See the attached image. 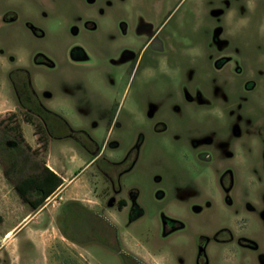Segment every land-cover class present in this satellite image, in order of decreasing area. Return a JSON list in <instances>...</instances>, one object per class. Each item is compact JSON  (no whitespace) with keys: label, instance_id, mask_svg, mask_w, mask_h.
Returning <instances> with one entry per match:
<instances>
[{"label":"rangeland","instance_id":"1","mask_svg":"<svg viewBox=\"0 0 264 264\" xmlns=\"http://www.w3.org/2000/svg\"><path fill=\"white\" fill-rule=\"evenodd\" d=\"M160 25L157 41L172 34L177 43L162 66L153 61L151 48L141 50ZM76 46L86 60L72 59ZM19 68L28 71L26 80L41 104L69 124L55 131L48 126L49 132L67 136L50 141L48 158L71 172L83 166L71 157V147L87 162L96 147L102 153L78 174L79 181L91 176L92 210L85 214L80 204L81 209L71 210L67 202L64 213L53 219L79 249L55 246L50 264H129L122 252L136 241L124 231V218L105 209L108 197L125 195L128 185L138 190L147 211L132 232L153 248L159 241L168 253L147 254L148 264H189L190 228L219 226L234 235L220 247L222 264H263L264 0H0V107L8 101L17 106L0 114V121L5 119L0 122V179L7 194L14 190L11 179L44 161L41 120L20 105L13 87L23 86ZM138 108L142 114L130 118L128 112ZM27 115L43 147L38 154L18 138L19 121ZM7 121L16 123V131L7 130ZM22 128L32 140L31 125L22 123ZM237 132L242 162L230 193L234 204L228 206L217 182L220 171L198 161V153L209 150L202 140L228 142ZM111 142L118 146L112 148ZM126 154L131 170L125 174ZM158 192L163 193L160 200ZM197 207L202 211L196 214ZM28 208L12 198L0 205V264H48L36 244L13 240ZM159 210L179 217L184 229L160 240L154 228ZM111 220L125 243L122 252L112 242ZM239 235L252 239L258 251L243 249L241 255Z\"/></svg>","mask_w":264,"mask_h":264},{"label":"flooded vegetation","instance_id":"2","mask_svg":"<svg viewBox=\"0 0 264 264\" xmlns=\"http://www.w3.org/2000/svg\"><path fill=\"white\" fill-rule=\"evenodd\" d=\"M90 1L92 2L93 0ZM162 26L163 25H160L154 32L150 34V36L144 41L141 49L142 51H146L151 48V51L153 52V61L159 66L165 64L168 55L177 50V43L174 41L172 34H170V36L169 34H163L160 41H157V36L161 33ZM72 50L71 57L74 61H83L88 58L82 47L76 46ZM221 64L222 61H219V63H216L215 65L220 66ZM245 86L249 87L248 84ZM141 114L142 112L139 108L134 109V112H128V116L130 118H137L138 115ZM58 115L61 118L67 120L64 116L60 114ZM218 116L220 117L221 115ZM148 117L151 118V115L149 114ZM159 130L160 129L157 128L155 129V131ZM88 139L91 140L89 137ZM226 142L219 141L217 144L216 140H214V142L211 139H206L205 141L202 140V143L209 148V152L204 150L203 152L198 153V161L206 164L210 168L213 167L220 171L221 177L217 180V182L219 184V188L225 194L223 200L228 206H232L234 204V200L231 198L230 193L233 186L235 185V182L237 181V172H239L242 162V150L240 147L242 144L241 133L237 132L233 137H230L227 143ZM193 143V146L197 147L198 141H193ZM107 144L112 148L118 146L117 142H111ZM83 147L89 150V148H86L87 146ZM92 152L95 153V158L102 154L100 150H98V147L92 150ZM128 156L129 155L126 154L121 163V165L124 163L123 168L125 170V174L131 170L130 164H127ZM138 196V190L128 185L125 189V195L108 197L106 200L105 209H113L117 213V216L121 215L124 218V222L122 223L125 229L124 231L136 241V244H132L134 246L127 245L128 251L122 252L121 246L125 243L119 236L117 224L112 220L109 222L113 233L112 242L119 249V251L125 255L128 263L148 264V262L144 259L147 254L151 255L152 257L159 252H161V256L168 253L165 252L162 244H160L159 241L157 242V246L153 248L149 245V241L147 239H144V237H141L138 234L136 235L134 232H132L131 229L133 225L147 214V211L139 201ZM162 197L163 193L158 192L156 194L157 199L160 200ZM246 206L250 211L253 210V206L250 204H247ZM201 211L202 210L200 207L194 209V213L196 214ZM236 213L237 212H234L233 216H235ZM154 216L156 217V224L154 225V228H156L157 233H159L160 240L169 239L184 229V223L176 215L159 210L158 212H154ZM262 217L264 219V212L262 213ZM233 236V231L226 226H219L217 228L208 230H192V228H190L189 264H222V253L220 247L227 241L233 240ZM236 244L240 249H242L240 250L241 255L243 249H248L251 251H258L259 249V246L252 239L245 237L244 235H239L237 237ZM162 252L164 253L162 254ZM259 262L264 264L263 256H259Z\"/></svg>","mask_w":264,"mask_h":264},{"label":"crops","instance_id":"3","mask_svg":"<svg viewBox=\"0 0 264 264\" xmlns=\"http://www.w3.org/2000/svg\"><path fill=\"white\" fill-rule=\"evenodd\" d=\"M0 114L4 112L15 111L16 102L8 101L1 103ZM52 110V109H51ZM54 111V110H53ZM22 123H26L31 125L32 127V140H29L22 128ZM20 128L22 129V135L25 139V142L31 147L36 148L37 146V136L33 133L32 124L26 121H19ZM56 138H49L46 140L44 147V161L45 165L58 174L62 180V185L52 194L50 195L45 202L36 210H31L28 208L27 212L22 216V223H18L19 227L15 230L13 235V240H15L16 244L19 240H26L31 242L32 244H36L43 251V257L46 263H52L50 259V252L54 249L55 246L60 249L65 248L69 249L73 252H77L79 246L76 243H73L67 240L60 229H58L53 224V219L57 217L60 212L64 213V203L69 202L71 204V210L76 208H80L82 206L81 211L85 214H89V211L92 210L90 203L92 202V179L90 175H87L83 180H78L79 172L83 168H90L95 157L86 161L82 155L80 156V152L73 146L69 149L71 153V157L77 159L80 165H83L82 168L77 167L74 168L71 172H68L64 169L57 161H51L47 155V149L50 145V141ZM63 139V138H61ZM79 167V166H78ZM1 177H3L1 173ZM6 182V181H4ZM3 179H0V189L3 186ZM12 198V200H19L20 198L16 194L14 190H10V193L7 194L3 189L0 190V205L2 207L3 204L8 202V199ZM77 204H80L77 205ZM26 206L25 203H23ZM49 207V209H47ZM82 213V214H83ZM37 224H40L42 227L39 228ZM17 225V224H16ZM16 225L10 226L5 232V236H9L15 229ZM27 238V239H26Z\"/></svg>","mask_w":264,"mask_h":264},{"label":"trees","instance_id":"4","mask_svg":"<svg viewBox=\"0 0 264 264\" xmlns=\"http://www.w3.org/2000/svg\"><path fill=\"white\" fill-rule=\"evenodd\" d=\"M17 70H19L20 72H22V74L25 75L23 76V86L21 87V89H19L18 86L13 85L14 90H16L15 92L17 95V99L21 106H23L26 110H28V112H31L37 118H39V120H41V124L43 125L44 131L46 132L45 138L39 136L38 140L42 142L45 147L46 140L49 138H67L66 135L48 131V126L51 127V129H54L55 131V129H59V126H62V124L65 126H69V124L65 119L61 118L58 113L41 104L34 90L32 89V87L29 86L27 82V80H29L28 71L24 68H19ZM13 72H15V70ZM13 72L11 74H13ZM9 118L12 119L13 115L11 114ZM4 121L5 119H2L0 122L3 123ZM25 121L32 124L33 126H36V123H34L30 115L25 116ZM7 122L8 123H6L5 125L7 127V130L9 129L16 131V128H18L16 123L12 122L11 125V121ZM18 138L20 142L25 144V146L28 150H30L31 153L38 154V150L36 148H31L25 142L22 132H19ZM36 163L37 168L34 171L15 179H11V169H6L4 171L5 176L8 179L12 180L13 189L20 198V200L26 205H28L31 210H36L40 206H42L45 200L50 195H52L63 183L62 178L45 165V161H36ZM12 166H15L14 161Z\"/></svg>","mask_w":264,"mask_h":264},{"label":"built area","instance_id":"5","mask_svg":"<svg viewBox=\"0 0 264 264\" xmlns=\"http://www.w3.org/2000/svg\"><path fill=\"white\" fill-rule=\"evenodd\" d=\"M42 149H43V147H42L41 143H38L37 144V150H41L42 151Z\"/></svg>","mask_w":264,"mask_h":264}]
</instances>
